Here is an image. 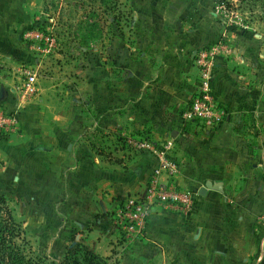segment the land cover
Here are the masks:
<instances>
[{
    "label": "crops",
    "instance_id": "crops-1",
    "mask_svg": "<svg viewBox=\"0 0 264 264\" xmlns=\"http://www.w3.org/2000/svg\"><path fill=\"white\" fill-rule=\"evenodd\" d=\"M11 1L0 0V17L14 16ZM216 1L132 0L133 42L114 41L112 76L99 65L77 81L39 82L27 105L11 90L14 74L0 77V103L21 112L19 130L0 141V195L33 246L60 258L81 244L123 264L264 263V35H231L228 59L214 58V96L229 114L223 124L207 133L181 116L198 89L197 54L225 33ZM14 27L1 32L8 40L0 54L9 43L21 50ZM93 135L128 143H113L107 156ZM139 138L174 141L175 183L197 196L196 208L154 207L144 236L126 240L115 212L145 193L158 166L129 143ZM208 183L218 188L201 195Z\"/></svg>",
    "mask_w": 264,
    "mask_h": 264
},
{
    "label": "rangeland",
    "instance_id": "rangeland-1",
    "mask_svg": "<svg viewBox=\"0 0 264 264\" xmlns=\"http://www.w3.org/2000/svg\"><path fill=\"white\" fill-rule=\"evenodd\" d=\"M131 1L108 0L105 3L102 0H12L14 8L11 9L14 16L6 10L2 12L0 35L1 32L6 33L9 28L12 30L17 24L16 13L19 19L24 20V25L14 27L15 31L21 33L23 44L21 50L11 43L3 45L6 54H0V77H6L10 81L15 69L28 67L37 72L40 83L50 86L56 81L63 84L67 79L77 81L84 77L85 68H90L91 72L97 75L99 65L112 76L115 66L112 48L114 41L124 46L133 42L135 12ZM212 13L219 19L225 33L213 42L212 47L207 46L201 51L216 47L218 49L215 56L227 60L231 53V35L247 32L264 35V0H217ZM1 39L8 40L0 36V45L3 44ZM19 51L21 52L18 53ZM196 64L199 74L197 59ZM261 66L264 70V64ZM183 113L181 112V116ZM252 122L250 119V125ZM91 140L97 150L107 156L113 155L114 145L118 144L121 148L124 143H128L127 138L121 135H115L113 139L108 140L103 136L93 135ZM24 237L34 255L49 261L62 260L67 250H74L76 246L88 250L81 244H75L67 247L62 257H52L45 254L44 249L33 246L25 230ZM106 258L109 264L123 262L119 258L114 260L113 256ZM262 262L261 259L251 257L248 264Z\"/></svg>",
    "mask_w": 264,
    "mask_h": 264
},
{
    "label": "built area",
    "instance_id": "built-area-1",
    "mask_svg": "<svg viewBox=\"0 0 264 264\" xmlns=\"http://www.w3.org/2000/svg\"><path fill=\"white\" fill-rule=\"evenodd\" d=\"M218 48L203 50L197 55L200 67L198 89L189 107L183 113V121L198 125L203 131H215L228 118V111L218 102L213 92L214 58ZM14 84L11 88L20 105H27L39 96L37 72L28 67L14 70ZM20 110H10L0 103V141L15 134L21 126ZM138 151L151 153L158 166L151 176L143 195L127 197L115 212L117 227L126 240L144 236L147 223L154 207L162 206L183 214H190L196 208L195 194L180 189L175 178L179 165L173 157L174 141L155 143L149 139L129 142Z\"/></svg>",
    "mask_w": 264,
    "mask_h": 264
},
{
    "label": "trees",
    "instance_id": "trees-1",
    "mask_svg": "<svg viewBox=\"0 0 264 264\" xmlns=\"http://www.w3.org/2000/svg\"><path fill=\"white\" fill-rule=\"evenodd\" d=\"M0 264H109V260L80 246L68 249L64 258L57 261L34 255L8 199L0 195Z\"/></svg>",
    "mask_w": 264,
    "mask_h": 264
},
{
    "label": "water",
    "instance_id": "water-1",
    "mask_svg": "<svg viewBox=\"0 0 264 264\" xmlns=\"http://www.w3.org/2000/svg\"><path fill=\"white\" fill-rule=\"evenodd\" d=\"M2 96H3V91L0 92V101L2 100ZM218 187H216L215 185H212L210 183H208L206 185V188H203L201 191V195L205 194V192H207L208 189H217Z\"/></svg>",
    "mask_w": 264,
    "mask_h": 264
}]
</instances>
